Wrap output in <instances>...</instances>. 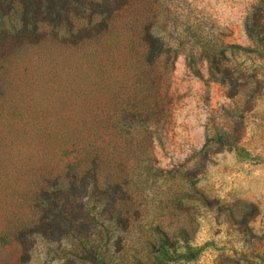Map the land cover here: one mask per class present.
I'll use <instances>...</instances> for the list:
<instances>
[{"label": "rangeland", "instance_id": "obj_1", "mask_svg": "<svg viewBox=\"0 0 264 264\" xmlns=\"http://www.w3.org/2000/svg\"><path fill=\"white\" fill-rule=\"evenodd\" d=\"M0 264H264V0H0Z\"/></svg>", "mask_w": 264, "mask_h": 264}]
</instances>
